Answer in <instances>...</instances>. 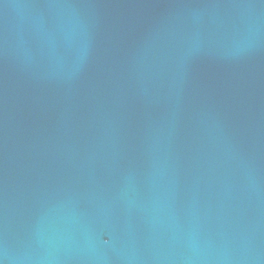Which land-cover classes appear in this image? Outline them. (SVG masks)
Segmentation results:
<instances>
[{"label": "water", "instance_id": "1", "mask_svg": "<svg viewBox=\"0 0 264 264\" xmlns=\"http://www.w3.org/2000/svg\"><path fill=\"white\" fill-rule=\"evenodd\" d=\"M0 264H264V0H0Z\"/></svg>", "mask_w": 264, "mask_h": 264}]
</instances>
